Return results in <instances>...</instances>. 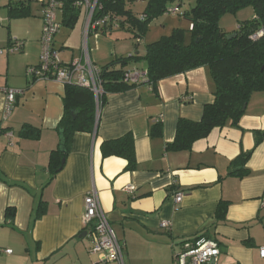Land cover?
<instances>
[{
  "label": "crops",
  "instance_id": "crops-1",
  "mask_svg": "<svg viewBox=\"0 0 264 264\" xmlns=\"http://www.w3.org/2000/svg\"><path fill=\"white\" fill-rule=\"evenodd\" d=\"M42 15L40 8L36 16L32 13L35 20H21L28 27L25 40L10 37L9 45L23 43L21 51L0 54V248L13 251L1 254L0 264H121L91 254V227L83 217L85 198L93 191L124 246L122 264H173L181 244L199 236L220 245L221 255L211 264H264V92L252 96L239 127L229 123L214 129L190 152L166 147L175 139L179 119L199 122L204 107L214 103L215 84L206 68L164 79L157 91L142 84L112 94L96 133L74 137L63 171L51 181L48 165L60 145L65 86L29 75L40 64ZM59 23L54 47L64 64L81 58L85 43L100 67L146 54L140 53L145 39L137 45L125 33L106 36L93 30L87 35L81 13L73 28ZM134 69L146 70V64L125 68ZM7 90L23 93L6 117ZM159 121L163 135L152 137ZM25 125L40 129V136H22ZM129 133L135 139V172L126 170L127 161L103 159L101 152L104 141ZM249 152L250 174L229 175L236 169L232 162ZM177 194L183 196L180 203ZM41 202L44 215L36 221ZM221 202L227 204L225 221L217 217ZM8 208L16 210L11 222Z\"/></svg>",
  "mask_w": 264,
  "mask_h": 264
},
{
  "label": "trees",
  "instance_id": "trees-1",
  "mask_svg": "<svg viewBox=\"0 0 264 264\" xmlns=\"http://www.w3.org/2000/svg\"><path fill=\"white\" fill-rule=\"evenodd\" d=\"M33 1L11 0L7 5L9 19L32 17ZM135 1L138 0H100L101 9L96 19L108 18V23L100 28V33L106 36L127 33L138 45L144 40L154 20L167 14L174 4L181 7L184 2L140 0L146 3V7L141 15H136L127 8L128 4ZM248 8L253 9L254 18L239 23L238 29L232 34L235 37L229 39L230 35L220 27V19L224 15L237 14ZM186 14L192 21L189 40L186 39L184 30L176 29L170 36L148 44L143 58L137 55L118 59L101 67L104 93L98 105L89 89L76 84L65 86L64 113L57 130L63 136L66 152H60L59 148L51 152L48 165L51 181L63 171L74 137L77 134L96 133L99 116L108 102V97L112 94L126 93L142 85L128 84L124 81L125 74L131 71L125 68L139 59L146 62L145 71L148 79L143 84L150 85L154 91L158 90L162 80L198 68H206L215 84L214 103L204 107L203 117L199 122L179 119L175 139L167 144V151L190 152L195 142L207 138L214 129L224 128L229 123L239 127L252 96L264 92V35L256 41L252 39L259 31L264 32V0H196L195 7ZM79 15L80 11L68 0L62 15V25L73 28ZM113 25L117 27L115 30L112 28ZM21 134L28 138H38L40 129L25 125ZM162 135L163 124L159 121L152 126L151 136ZM101 152L103 159L116 157L127 161L128 172H135L138 169L135 139L130 133L118 139L104 141ZM251 155L252 152L239 155L231 164V167L234 166L236 169L229 175L240 178L249 175L246 165ZM45 207L44 202L38 205L36 221L43 217ZM226 211L227 204L221 202L217 210L219 220L225 221ZM5 215L7 221L11 222L16 216V210L8 208Z\"/></svg>",
  "mask_w": 264,
  "mask_h": 264
},
{
  "label": "built area",
  "instance_id": "built-area-1",
  "mask_svg": "<svg viewBox=\"0 0 264 264\" xmlns=\"http://www.w3.org/2000/svg\"><path fill=\"white\" fill-rule=\"evenodd\" d=\"M21 1V0H13ZM42 9V34H41V58L40 64L29 71L32 80H53L64 86L76 84L89 89L95 96L97 105L103 95L101 80L102 69L94 64L89 55L87 43L83 50V56L74 59L69 64H64L60 59V53L54 47L55 37L60 30V23L57 13L63 15L64 8L68 0H35ZM71 4L80 11L86 21V33L93 30L99 31L108 23V18L96 19L98 11L101 9L100 0H70ZM167 14L178 15L179 10L171 6ZM117 28L115 25L112 27ZM264 32L259 31L252 39L254 41L263 37ZM23 49V43L13 41L8 52H19ZM3 50H0V54ZM148 75L145 70L134 69L125 74V83L140 85L147 82ZM19 90H7V105L5 109L6 117L10 115L15 99L22 95ZM5 117V118H6ZM131 190L133 188H130ZM182 194L175 197L176 203L182 201ZM84 224L91 227L90 238L92 241V255H103L104 262L123 263L124 246L118 240L113 231L106 213L103 211L98 194L93 191L85 198ZM12 255L13 251L0 248V255ZM221 255L220 245L217 241L207 237L199 236L195 239L184 241L177 253L174 255L173 264H211L213 260ZM260 255L264 258V248Z\"/></svg>",
  "mask_w": 264,
  "mask_h": 264
},
{
  "label": "rangeland",
  "instance_id": "rangeland-1",
  "mask_svg": "<svg viewBox=\"0 0 264 264\" xmlns=\"http://www.w3.org/2000/svg\"><path fill=\"white\" fill-rule=\"evenodd\" d=\"M11 0H0V17L4 20V23L0 24V50L9 49V40L12 39L25 40V34L28 31L27 25L23 24L22 19H13L8 21L9 13L7 5ZM196 0H184L183 5L178 9V15L165 14L156 20H154L146 33L145 40L146 43L140 44V53L142 54L146 50L148 44L159 41L162 37L170 36L174 30L182 29L185 31V37L187 40L191 37L192 21L187 17L186 13L192 11L195 7ZM146 7V3L136 1L135 3L128 4L127 8L131 10L134 14H141ZM40 4L35 0L31 5V11L33 15L40 13ZM254 11L252 8H248L242 11H239L237 14H227L220 19V27L223 28L226 33L232 35L239 26V23L250 20L254 16ZM59 21L62 20L61 13H57ZM10 18V17H9ZM32 17L30 20H35ZM127 34V33H125ZM20 54V53H17ZM146 62L143 59H139L134 65H145ZM144 67V66H143Z\"/></svg>",
  "mask_w": 264,
  "mask_h": 264
},
{
  "label": "water",
  "instance_id": "water-1",
  "mask_svg": "<svg viewBox=\"0 0 264 264\" xmlns=\"http://www.w3.org/2000/svg\"><path fill=\"white\" fill-rule=\"evenodd\" d=\"M233 37H235V35H230V36H228L229 39H232ZM73 116H74V118H75V117H76V114L74 113ZM59 150H60V152H62V153H65V152H66V150H65V141H64V139H63L62 134H60V145H59ZM214 261H215V260H213L211 263H213Z\"/></svg>",
  "mask_w": 264,
  "mask_h": 264
}]
</instances>
